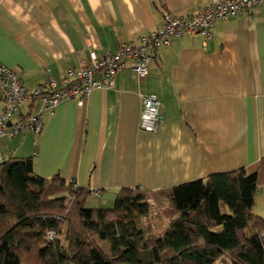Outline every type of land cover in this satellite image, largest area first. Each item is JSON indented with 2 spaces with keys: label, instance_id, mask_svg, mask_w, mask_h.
<instances>
[{
  "label": "crops",
  "instance_id": "obj_1",
  "mask_svg": "<svg viewBox=\"0 0 264 264\" xmlns=\"http://www.w3.org/2000/svg\"><path fill=\"white\" fill-rule=\"evenodd\" d=\"M210 2L0 0V63L32 90L88 65L91 54L114 53L159 29L163 12L194 15ZM156 57L143 80L124 69L114 88L92 91L82 106L68 100L45 112L39 136L1 138L3 159L31 157L37 176L75 182L89 191L92 210L111 209L121 188L156 192L257 164L264 155V4L217 21L209 39L172 38ZM142 95L160 102L155 133L139 129ZM252 212L264 219V185Z\"/></svg>",
  "mask_w": 264,
  "mask_h": 264
},
{
  "label": "trees",
  "instance_id": "obj_2",
  "mask_svg": "<svg viewBox=\"0 0 264 264\" xmlns=\"http://www.w3.org/2000/svg\"><path fill=\"white\" fill-rule=\"evenodd\" d=\"M261 185L264 155L253 166L211 174L206 184L121 188L111 209L92 210L87 189L59 174L37 176L31 157H2L0 264H264V219L252 212ZM154 198L176 216L161 237L141 224Z\"/></svg>",
  "mask_w": 264,
  "mask_h": 264
},
{
  "label": "built area",
  "instance_id": "obj_3",
  "mask_svg": "<svg viewBox=\"0 0 264 264\" xmlns=\"http://www.w3.org/2000/svg\"><path fill=\"white\" fill-rule=\"evenodd\" d=\"M263 4L264 0H211L205 10L194 15L172 16L163 12V24L159 29L134 42L120 44L114 53H104L101 57L91 54L88 65L78 70L68 69L61 79L48 76L32 90L21 83L15 70L0 63V139L26 132L39 136L44 113L53 115L54 108L60 103L75 100L82 106L92 91L114 88L115 75L124 69L143 80L148 74V66L156 61L158 49L167 47L172 38L199 35L209 39L217 21L235 18L240 13L251 15L255 7ZM35 103L40 105L36 112L21 114L23 106ZM141 106L139 129L155 133L163 121L160 102L155 95H142ZM92 194L100 195L96 190ZM54 236L53 231L47 234L50 240Z\"/></svg>",
  "mask_w": 264,
  "mask_h": 264
},
{
  "label": "rangeland",
  "instance_id": "obj_4",
  "mask_svg": "<svg viewBox=\"0 0 264 264\" xmlns=\"http://www.w3.org/2000/svg\"><path fill=\"white\" fill-rule=\"evenodd\" d=\"M151 210L147 217L141 219L142 228L156 237H161L166 231V226L172 219V213L170 207L159 198L151 200ZM113 206V205H112ZM65 227L62 228L60 235L61 243L65 246V240L63 239ZM216 264H230L228 259H222Z\"/></svg>",
  "mask_w": 264,
  "mask_h": 264
},
{
  "label": "water",
  "instance_id": "obj_5",
  "mask_svg": "<svg viewBox=\"0 0 264 264\" xmlns=\"http://www.w3.org/2000/svg\"><path fill=\"white\" fill-rule=\"evenodd\" d=\"M204 183L206 184V183H207V181H204Z\"/></svg>",
  "mask_w": 264,
  "mask_h": 264
}]
</instances>
